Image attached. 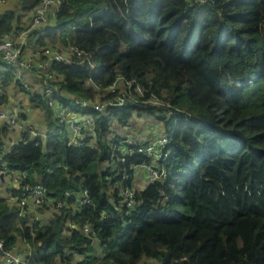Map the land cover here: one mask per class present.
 <instances>
[{"label": "trees", "instance_id": "obj_1", "mask_svg": "<svg viewBox=\"0 0 264 264\" xmlns=\"http://www.w3.org/2000/svg\"><path fill=\"white\" fill-rule=\"evenodd\" d=\"M40 1L19 0L2 12L0 41L19 31L20 14ZM50 22L31 32L37 44L71 42L95 63L54 66L67 94L94 99L93 84L105 87L121 73L182 112L175 124L153 105L127 102L106 117L90 112L99 133L91 149L68 145L46 101L32 98L51 127L46 139L36 145L21 132L0 154L9 169L25 173L20 183L40 182L51 198L88 189L95 207L78 221L100 231L90 242L79 231L69 234L56 214L31 222L0 198L3 246L29 244L26 264H264V0H61ZM5 68L0 60V105L13 78ZM143 113L170 134L167 176L136 191L123 226L99 218L113 212L102 162L112 121L123 125ZM66 249L82 256L64 257Z\"/></svg>", "mask_w": 264, "mask_h": 264}, {"label": "built area", "instance_id": "obj_2", "mask_svg": "<svg viewBox=\"0 0 264 264\" xmlns=\"http://www.w3.org/2000/svg\"><path fill=\"white\" fill-rule=\"evenodd\" d=\"M60 5L61 0H41L32 10L22 12L20 14L22 28L19 31H12L0 41V60L18 86L28 94L32 105V98L38 97L46 101L53 119L67 131L68 145L97 148L99 140L97 120L90 112L106 117L110 111L127 102L138 106L160 107L162 108L159 112L160 118L171 119L175 124L180 118L181 109L175 107L164 93L158 94L135 78H125L121 73L105 87L93 84L98 92L94 99L69 95L62 89L60 78L54 70L55 65L88 64L93 69L95 63L90 54L71 42L60 45L37 44L30 36L32 31L55 18ZM26 71L35 72L39 82L37 87H33L24 79L23 74ZM4 77V73L0 74V80ZM106 93L111 95L105 96ZM21 112L19 108L10 112L0 105L1 130L7 132L8 129H20L21 132L31 135V140H34L36 145L40 144L46 139L47 134L34 130L30 123L21 122L25 121L20 117ZM189 118L188 116L187 119ZM144 128L146 129H143L138 137L129 135L116 137L111 134L107 140V156L102 164L108 170L106 191L113 212L100 211V219L116 218L126 226L130 223L128 216L136 207V191L149 183L164 180L167 176L165 161L169 154L167 146L171 138L168 129L160 126L161 134L153 133L147 136L143 132L151 127ZM136 158L140 161H136ZM0 173L6 174L12 182L19 183L18 193L10 194L6 198V201H15L19 216H27L31 222L39 221L41 212L48 211L49 217L56 214L63 219L65 230L69 234L76 230L90 242L98 240L99 228L89 221H78V216L84 208L95 207L88 189L65 190L60 197L51 198L47 195V188L40 182L20 183V177H25V173L9 169L5 160L1 159ZM31 210L34 211L32 217L28 216ZM31 254L32 248L27 243L23 245L16 243L6 249L0 240V264H26ZM63 256L79 257L82 254L66 249Z\"/></svg>", "mask_w": 264, "mask_h": 264}, {"label": "crops", "instance_id": "obj_3", "mask_svg": "<svg viewBox=\"0 0 264 264\" xmlns=\"http://www.w3.org/2000/svg\"><path fill=\"white\" fill-rule=\"evenodd\" d=\"M18 3H19V0H0V14L8 9H13V10L16 9V6L18 5ZM50 21H52V19ZM50 21L46 22L45 24L49 25L51 23ZM13 26L14 28L17 27L16 25H13ZM47 43H49L48 40H47ZM52 44L60 45V42H55ZM23 77L25 80L29 81V83L33 87L38 86L39 84L38 77L36 76L35 72L26 71L24 72ZM2 107L10 112H13L15 109L19 108L22 111L21 113L24 115L23 119H25V121H21V122L30 123L34 130L42 134H47L51 129V127H49L46 123L45 114L43 110L40 109L39 107H34L32 105L28 94L19 88L14 78H12L10 85H8V87L6 88V101L2 104ZM125 126L126 124L121 125L117 123L116 120H113L112 121V128L114 129L113 134L116 136H120V137L126 136V135H129V136L132 135L133 137H138L142 134V130L146 129L144 128L145 126L139 125L140 127L136 131L135 130L132 131V129H129L128 131V129L124 130ZM160 126H163V125H161V123L159 122L158 124H153V126L150 125L151 128L148 130H144L143 134L147 136L153 135V133L154 135L161 134ZM20 133H21L20 129H16V128L8 129L7 132H4L0 128V137H1L0 149L2 153H6L12 148L13 144L20 139V136H21ZM0 159L4 160L2 154H0ZM18 186H19V183H16L15 181L12 182L7 177L6 174L0 173V198L3 199L9 207L17 208L15 201H6V198H8L10 194L16 195L17 193L13 194L11 193L9 189H12V188L18 189ZM44 212H41L40 217L44 215L48 218L50 213L48 211H44ZM33 213L34 211L31 210L28 216L32 217ZM17 244L23 245L24 243L20 239H18Z\"/></svg>", "mask_w": 264, "mask_h": 264}, {"label": "rangeland", "instance_id": "obj_4", "mask_svg": "<svg viewBox=\"0 0 264 264\" xmlns=\"http://www.w3.org/2000/svg\"><path fill=\"white\" fill-rule=\"evenodd\" d=\"M125 124H126V126L124 127V130L128 129V131H129V129H132V131H134V130L136 131L140 127L139 125H142V126H145V127H149L150 125L153 126V124H158V122L156 121V119L154 118L153 115L148 114V113H143L140 116H137L136 114H132L127 119ZM224 130L225 129H223V131ZM48 219H49V217L47 218L46 216L43 215V217L41 219V222L43 223V222L47 221Z\"/></svg>", "mask_w": 264, "mask_h": 264}]
</instances>
